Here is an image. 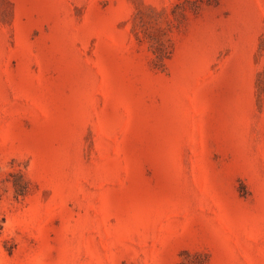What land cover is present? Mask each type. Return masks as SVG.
<instances>
[{"label": "rangeland", "instance_id": "1", "mask_svg": "<svg viewBox=\"0 0 264 264\" xmlns=\"http://www.w3.org/2000/svg\"><path fill=\"white\" fill-rule=\"evenodd\" d=\"M0 264H264V0H0Z\"/></svg>", "mask_w": 264, "mask_h": 264}]
</instances>
